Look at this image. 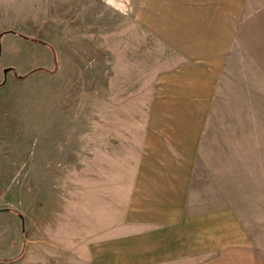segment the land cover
<instances>
[{"label":"crops","instance_id":"0c3cea01","mask_svg":"<svg viewBox=\"0 0 264 264\" xmlns=\"http://www.w3.org/2000/svg\"><path fill=\"white\" fill-rule=\"evenodd\" d=\"M134 2L129 17L145 40L158 38L176 62L149 89L122 209L100 208L102 230L75 240L79 255L91 264H264V0ZM55 208L0 207L12 250L0 264L73 257L72 244H56Z\"/></svg>","mask_w":264,"mask_h":264},{"label":"rangeland","instance_id":"374dc122","mask_svg":"<svg viewBox=\"0 0 264 264\" xmlns=\"http://www.w3.org/2000/svg\"><path fill=\"white\" fill-rule=\"evenodd\" d=\"M134 1L0 0V207L56 206V244L73 248L56 264H91L75 240L102 230L100 208L122 209L149 89L176 62L129 17ZM9 245L0 233V259Z\"/></svg>","mask_w":264,"mask_h":264},{"label":"water","instance_id":"95a60500","mask_svg":"<svg viewBox=\"0 0 264 264\" xmlns=\"http://www.w3.org/2000/svg\"><path fill=\"white\" fill-rule=\"evenodd\" d=\"M8 71H10V69L5 70V73H7Z\"/></svg>","mask_w":264,"mask_h":264}]
</instances>
